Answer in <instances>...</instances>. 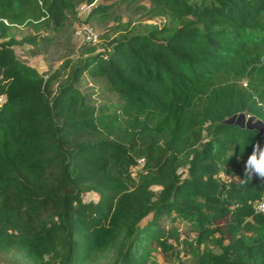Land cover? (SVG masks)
Here are the masks:
<instances>
[{
  "label": "trees",
  "instance_id": "obj_1",
  "mask_svg": "<svg viewBox=\"0 0 264 264\" xmlns=\"http://www.w3.org/2000/svg\"><path fill=\"white\" fill-rule=\"evenodd\" d=\"M94 1L0 0V38L13 26L60 25L81 2L88 18L105 15L110 5ZM152 2L146 16L166 24H119L103 50L82 43L47 77L0 41V252L29 264H174L187 244L191 264H264V212L254 207L264 183L242 182L264 136L224 121L264 114V0ZM84 74L120 105L97 109L77 87ZM205 122L209 140L195 148ZM90 191L98 200L84 201ZM182 220L193 239L179 240Z\"/></svg>",
  "mask_w": 264,
  "mask_h": 264
},
{
  "label": "rangeland",
  "instance_id": "obj_2",
  "mask_svg": "<svg viewBox=\"0 0 264 264\" xmlns=\"http://www.w3.org/2000/svg\"><path fill=\"white\" fill-rule=\"evenodd\" d=\"M94 2L107 3L110 5L109 10L105 15L97 18H88V10L81 8L85 3H77L73 10H67L66 19L60 25L45 22L40 26L20 25L13 26L8 31L6 38H0V41H8L14 49L15 57L18 61L25 65H30L37 70L38 73L47 77L49 73L58 67L61 62L67 58H76L80 53V46L93 45L98 51L104 49L103 35L107 34L109 39L117 37L122 30H118L119 24H127L129 31L145 32L147 25L162 26L168 22V19L163 16H146L149 7L153 6L152 0H95ZM128 31V32H129ZM87 34L91 37L96 36V40H86ZM221 77V75L219 76ZM218 79V78H216ZM215 79V80H216ZM222 79L225 77L222 75ZM231 82H236V79L230 78ZM247 78L237 81L238 84H246ZM215 86V85H213ZM79 90L85 93L91 103L100 110L110 108V105H120V100L106 82L100 78L84 74L77 85ZM2 94H0V104L3 103ZM260 107V104H257ZM116 107H112V112ZM264 113V107L261 109ZM228 123H233L241 127L258 130L261 134L264 133V114L254 111H245L235 113L224 120ZM209 122H205L199 126L200 136L197 138L194 147H201L203 143L209 140V133L204 127H207ZM263 135V134H262ZM97 138L95 135H88ZM102 135H99L101 137ZM264 136V135H263ZM138 166L132 168V174L135 175L141 167L142 160H138ZM188 165H179L177 173L180 178L188 177ZM230 175L221 176L220 179L229 181ZM234 177H237L236 175ZM238 179V178H237ZM264 183V180L262 181ZM84 201L98 200V194L90 191L83 195ZM150 217L143 220L141 224L146 223ZM169 219L162 220V226H169ZM179 240H191L196 236L191 224L186 221H178L175 223ZM190 246L182 244L179 260L174 261V264H191ZM155 258L159 263H165L161 254H156ZM149 261V260H147ZM92 260H88L85 264H91ZM0 264H29L19 259L18 256L9 250L0 252Z\"/></svg>",
  "mask_w": 264,
  "mask_h": 264
},
{
  "label": "clouds",
  "instance_id": "obj_3",
  "mask_svg": "<svg viewBox=\"0 0 264 264\" xmlns=\"http://www.w3.org/2000/svg\"><path fill=\"white\" fill-rule=\"evenodd\" d=\"M220 175L224 176L226 173L221 172ZM253 175L259 177L261 180H264V147H262L259 142H256L252 146L251 154L245 162L246 179L242 180V182L251 180ZM258 209H264V203L259 204Z\"/></svg>",
  "mask_w": 264,
  "mask_h": 264
},
{
  "label": "built area",
  "instance_id": "obj_4",
  "mask_svg": "<svg viewBox=\"0 0 264 264\" xmlns=\"http://www.w3.org/2000/svg\"><path fill=\"white\" fill-rule=\"evenodd\" d=\"M81 8L87 10L88 8H90V5L85 3L84 5L81 6ZM86 40H96V36L91 37L90 35L87 34ZM261 203H264V196L262 197L261 200H259L258 202H256V204L254 205V207H255V209L257 211L264 212V209H258V206Z\"/></svg>",
  "mask_w": 264,
  "mask_h": 264
},
{
  "label": "water",
  "instance_id": "obj_5",
  "mask_svg": "<svg viewBox=\"0 0 264 264\" xmlns=\"http://www.w3.org/2000/svg\"><path fill=\"white\" fill-rule=\"evenodd\" d=\"M262 134L264 135V133L262 132Z\"/></svg>",
  "mask_w": 264,
  "mask_h": 264
}]
</instances>
